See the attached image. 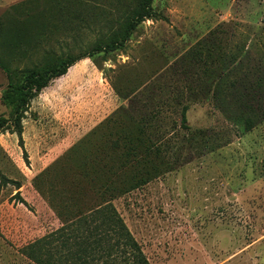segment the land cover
I'll list each match as a JSON object with an SVG mask.
<instances>
[{"label": "rangeland", "instance_id": "rangeland-1", "mask_svg": "<svg viewBox=\"0 0 264 264\" xmlns=\"http://www.w3.org/2000/svg\"><path fill=\"white\" fill-rule=\"evenodd\" d=\"M138 2L0 0V264L59 227L36 175L139 130L172 171L112 205L149 264H264V0H152L105 51ZM60 60L16 125L12 85Z\"/></svg>", "mask_w": 264, "mask_h": 264}, {"label": "trees", "instance_id": "trees-1", "mask_svg": "<svg viewBox=\"0 0 264 264\" xmlns=\"http://www.w3.org/2000/svg\"><path fill=\"white\" fill-rule=\"evenodd\" d=\"M151 1L139 0L127 33L123 37L113 35L105 51H113L126 42L136 25L150 17ZM77 61L60 60L53 68L22 72L20 85H12L18 103L16 125L19 126L29 101L50 82L65 76ZM2 66L11 75L9 68ZM186 112L183 107L180 122L184 128H188ZM17 128L23 146L21 130ZM88 136L35 176L33 186L47 199L59 227L24 246L22 255L33 264H149L112 201L172 171V167L159 157L165 166L161 169L150 158L151 146L141 138L140 130L122 142L113 141L104 150L98 148L94 154L87 153L84 147ZM51 175L56 182L45 181Z\"/></svg>", "mask_w": 264, "mask_h": 264}, {"label": "crops", "instance_id": "crops-1", "mask_svg": "<svg viewBox=\"0 0 264 264\" xmlns=\"http://www.w3.org/2000/svg\"><path fill=\"white\" fill-rule=\"evenodd\" d=\"M72 67H73V66H72ZM72 67H70L69 70H70ZM69 70H68V71H69ZM62 77H63V76H62ZM62 77H60V78H62ZM89 131H90V130H89ZM89 131H87V132L84 134V136H85ZM82 137H83V136H82ZM82 137H81V138H82ZM81 138H76L75 141L80 140Z\"/></svg>", "mask_w": 264, "mask_h": 264}]
</instances>
